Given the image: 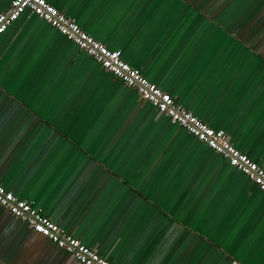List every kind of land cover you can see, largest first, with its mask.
I'll use <instances>...</instances> for the list:
<instances>
[{"label":"crops","instance_id":"1","mask_svg":"<svg viewBox=\"0 0 264 264\" xmlns=\"http://www.w3.org/2000/svg\"><path fill=\"white\" fill-rule=\"evenodd\" d=\"M46 1L264 169V0ZM0 184L112 264H264V192L28 12L0 35ZM0 264L76 263L0 205Z\"/></svg>","mask_w":264,"mask_h":264},{"label":"built area","instance_id":"2","mask_svg":"<svg viewBox=\"0 0 264 264\" xmlns=\"http://www.w3.org/2000/svg\"><path fill=\"white\" fill-rule=\"evenodd\" d=\"M28 12L42 19L59 33L72 41L91 57L101 68L118 78L124 85L134 89L140 98L150 103L158 112L166 115L188 134L203 142L228 164L264 192V169L237 149L221 129H213L192 112L180 105L169 93L148 81L121 57L117 49H109L96 40L70 17L63 14L46 0H9L6 10L0 12V35L21 13ZM0 205L15 218L24 221L34 232L45 236L56 247L67 253L76 264H112L80 240L65 233L56 223L25 199L18 198L0 184Z\"/></svg>","mask_w":264,"mask_h":264},{"label":"snow or ice","instance_id":"3","mask_svg":"<svg viewBox=\"0 0 264 264\" xmlns=\"http://www.w3.org/2000/svg\"><path fill=\"white\" fill-rule=\"evenodd\" d=\"M18 3L22 2V0H17Z\"/></svg>","mask_w":264,"mask_h":264},{"label":"water","instance_id":"4","mask_svg":"<svg viewBox=\"0 0 264 264\" xmlns=\"http://www.w3.org/2000/svg\"><path fill=\"white\" fill-rule=\"evenodd\" d=\"M34 16V14H32ZM121 53V52H120ZM29 201V200H28ZM34 206V205H33Z\"/></svg>","mask_w":264,"mask_h":264}]
</instances>
